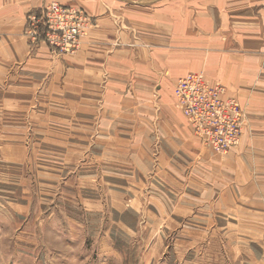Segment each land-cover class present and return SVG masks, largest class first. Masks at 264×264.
<instances>
[{
    "label": "rangeland",
    "instance_id": "374dc122",
    "mask_svg": "<svg viewBox=\"0 0 264 264\" xmlns=\"http://www.w3.org/2000/svg\"><path fill=\"white\" fill-rule=\"evenodd\" d=\"M52 2L91 18L73 53L29 33H38L29 16L42 15ZM95 25L80 5L50 0L25 16L29 53H39L30 75L15 80L0 65V264H264V153L251 137L242 139L246 131L264 128V108L255 109L253 123L251 108L202 72L181 77L200 74L205 93L195 86L190 97L183 91L181 101L177 78L172 107L218 171L205 168L197 181L190 170L176 177L161 167L156 134L144 151V127L111 110V44L92 40ZM92 47L98 65L80 68L75 58ZM230 99L241 133L219 153L195 132L225 137ZM195 100L203 103L198 131L185 113H193ZM240 167L244 174L231 183Z\"/></svg>",
    "mask_w": 264,
    "mask_h": 264
},
{
    "label": "crops",
    "instance_id": "0c3cea01",
    "mask_svg": "<svg viewBox=\"0 0 264 264\" xmlns=\"http://www.w3.org/2000/svg\"><path fill=\"white\" fill-rule=\"evenodd\" d=\"M48 1L0 0V65L15 80L30 75L39 55L38 50L29 53L25 16ZM59 1L84 8L96 20L92 40L102 37L111 44V110H121L123 122L144 127V151L149 153L156 134L161 167L171 168L176 177L190 170L197 181L205 168L218 171L172 107L173 83L188 72H202L246 103L254 123L259 117L255 109L264 108V0ZM93 52L92 47L78 53L80 68L98 65L92 62ZM250 137L254 149L256 144L264 153V128L246 131L242 139ZM241 168L234 178L229 175L231 183L239 182Z\"/></svg>",
    "mask_w": 264,
    "mask_h": 264
},
{
    "label": "built area",
    "instance_id": "2783aa9c",
    "mask_svg": "<svg viewBox=\"0 0 264 264\" xmlns=\"http://www.w3.org/2000/svg\"><path fill=\"white\" fill-rule=\"evenodd\" d=\"M42 11V15L40 14V16H29V25L35 24L38 30L37 34L34 31L31 32V29L29 30V33L33 35V38L38 36V39H40L42 42L50 43L52 46H54V49L59 48L60 52L73 53L74 49L81 44V36L84 35L85 30L88 29L90 24L92 25V21L90 20L91 18L87 17L85 13L79 8L64 7L56 2H52ZM40 29L43 30L42 36L40 35ZM200 76V74L190 73L184 78L181 77L179 79V82H177V89L180 100V95L182 96L183 91H185L187 97H190V92L194 93L196 87L199 89L198 78L201 79ZM199 91L201 93H205V90L203 89H199ZM187 101L188 104L192 102V100L188 99ZM229 101H231L233 104L229 108L230 113L226 114L228 116L226 119L230 121V131L226 133L225 137H214L212 136L213 134L206 132L207 138H202L199 136L198 132H195L202 145L207 146V148L210 150L218 151L219 153L225 152L228 146L234 144L241 133V124L239 125V121H241L240 115H235L237 111L235 105L237 104L235 99H230ZM196 103L197 104L193 108V113L191 110L187 111L186 109L185 113L190 116L192 123L197 129L198 127L196 125L195 118L198 113L200 114L201 103ZM201 105H203V103Z\"/></svg>",
    "mask_w": 264,
    "mask_h": 264
}]
</instances>
